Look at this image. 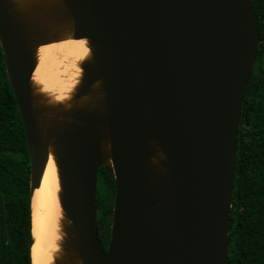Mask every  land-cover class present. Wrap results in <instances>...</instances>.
<instances>
[{
  "label": "water",
  "instance_id": "95a60500",
  "mask_svg": "<svg viewBox=\"0 0 264 264\" xmlns=\"http://www.w3.org/2000/svg\"><path fill=\"white\" fill-rule=\"evenodd\" d=\"M87 39L67 104L32 82L41 45ZM253 0H0V47L30 193L52 153L68 223L54 264H229L241 109L259 44ZM114 175L110 241L99 168Z\"/></svg>",
  "mask_w": 264,
  "mask_h": 264
},
{
  "label": "trees",
  "instance_id": "16d2710c",
  "mask_svg": "<svg viewBox=\"0 0 264 264\" xmlns=\"http://www.w3.org/2000/svg\"><path fill=\"white\" fill-rule=\"evenodd\" d=\"M263 40L257 48L241 109L229 217V264H264V0H253ZM30 163L25 132L0 47V264H32ZM114 175H97V229L110 241Z\"/></svg>",
  "mask_w": 264,
  "mask_h": 264
},
{
  "label": "bare ground",
  "instance_id": "6f19581e",
  "mask_svg": "<svg viewBox=\"0 0 264 264\" xmlns=\"http://www.w3.org/2000/svg\"><path fill=\"white\" fill-rule=\"evenodd\" d=\"M90 54L87 39L68 38L41 45L37 50V63L32 74L37 92L44 95L49 103L67 104L80 82L83 72L81 64ZM37 68L40 69L39 73ZM44 191L51 193L53 208L48 199L41 202ZM60 192L58 168L50 153L40 184L31 194L32 264H54V260L63 252L62 244L66 238L64 225L68 220L60 202Z\"/></svg>",
  "mask_w": 264,
  "mask_h": 264
},
{
  "label": "rangeland",
  "instance_id": "374dc122",
  "mask_svg": "<svg viewBox=\"0 0 264 264\" xmlns=\"http://www.w3.org/2000/svg\"><path fill=\"white\" fill-rule=\"evenodd\" d=\"M48 193H49L50 195H49ZM50 196H51V193H50V192H45V191H44V192H43V197L41 198V202H42V200H45V201H48V200H49V201H50V204H51L50 206L53 208V206H52V203H53V201H52V196H51V197H50ZM47 199H48V200H47Z\"/></svg>",
  "mask_w": 264,
  "mask_h": 264
},
{
  "label": "snow or ice",
  "instance_id": "6c2138e0",
  "mask_svg": "<svg viewBox=\"0 0 264 264\" xmlns=\"http://www.w3.org/2000/svg\"><path fill=\"white\" fill-rule=\"evenodd\" d=\"M81 43H83V42H81ZM41 52H44V49H41ZM41 60L43 61V57L41 58ZM39 71H40V69L37 68V73H39ZM37 78H38V77H37Z\"/></svg>",
  "mask_w": 264,
  "mask_h": 264
}]
</instances>
